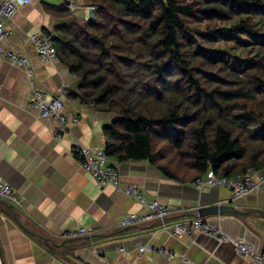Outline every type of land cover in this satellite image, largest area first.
<instances>
[{
    "label": "trees",
    "instance_id": "trees-1",
    "mask_svg": "<svg viewBox=\"0 0 264 264\" xmlns=\"http://www.w3.org/2000/svg\"><path fill=\"white\" fill-rule=\"evenodd\" d=\"M80 1L93 20L49 7L53 45L80 104L114 117L110 160L180 183L264 171V0Z\"/></svg>",
    "mask_w": 264,
    "mask_h": 264
},
{
    "label": "crops",
    "instance_id": "crops-1",
    "mask_svg": "<svg viewBox=\"0 0 264 264\" xmlns=\"http://www.w3.org/2000/svg\"><path fill=\"white\" fill-rule=\"evenodd\" d=\"M1 1V0H0ZM71 1V14L84 17L85 4ZM66 0H33L20 7L6 22L11 35L2 43L9 53L28 60L27 69L12 65L0 56V178L9 184L21 201L13 207L22 224L54 242L45 243L26 231L7 213L0 202V264H249L230 243H220L206 234L172 237L162 230L196 217V209L209 205H232L242 212L264 213V188L239 199H232L224 187L198 192L192 183L168 179L148 161L118 163L122 181L139 186L146 202L158 201L171 213L161 221L135 227H121L120 219L145 208L111 187L98 188L83 170L73 152L74 144L100 148L106 144L104 129L114 117L80 104L79 79L57 59L41 61L29 35L43 32L55 35L65 21L49 7H60ZM61 95L67 117H77L61 138L53 135L54 123L29 109L33 91ZM231 238L252 246L257 260L264 264V216L250 214L204 218ZM77 229L87 235L66 239L63 234ZM160 248L138 256L141 246ZM123 248L124 251H120ZM174 253V259L168 257ZM254 259V258H253Z\"/></svg>",
    "mask_w": 264,
    "mask_h": 264
},
{
    "label": "built area",
    "instance_id": "built-area-1",
    "mask_svg": "<svg viewBox=\"0 0 264 264\" xmlns=\"http://www.w3.org/2000/svg\"><path fill=\"white\" fill-rule=\"evenodd\" d=\"M33 0H1L0 1V56L6 59L12 65L27 69L28 75H31L28 60L19 55L6 52L2 48V43L11 35L10 30L6 27V22L13 18L20 7L28 5ZM70 11L75 9L71 1L63 4ZM87 20V16L83 17ZM55 35H48L43 32H36L28 36L27 41L31 43L37 51L41 61H53L57 59L56 49L53 45ZM60 95L51 96L47 93L35 89L29 102V109L38 113L42 119L51 120L54 123L53 135L56 138H61L68 132L70 127L78 123L77 117H67L64 111V105ZM107 143L100 148H83L78 144H74L73 152L76 158L81 162V166L95 181L98 188L111 187L117 192L123 193L135 203L145 208L142 213H129L124 215L119 225L129 228L149 223L152 221L164 220L172 212L170 207L160 204L154 200L146 202L143 190L136 185L122 181L118 171L109 167L110 156L106 150ZM192 186L196 191L202 192L215 186L224 187L231 193L232 199H239L251 193H258L264 188V171L251 170L247 174L235 177H217L211 169L203 178L196 179ZM0 200L4 201L13 207L20 208L21 201L16 196L12 187L0 178ZM162 230L167 232L172 237L191 236L193 234H206L215 238L220 243H230L236 253L240 257L246 259L249 264H255L257 257L252 249V246L231 238L224 233L220 228L211 225L204 218H194L185 220L173 225H163ZM88 230L77 229L68 231L63 234L66 239H75L87 235ZM120 251H124L123 248ZM138 256L146 252H163L160 248L150 246H141L137 248ZM174 253H168L170 259L175 258ZM254 258V259H253Z\"/></svg>",
    "mask_w": 264,
    "mask_h": 264
},
{
    "label": "water",
    "instance_id": "water-1",
    "mask_svg": "<svg viewBox=\"0 0 264 264\" xmlns=\"http://www.w3.org/2000/svg\"><path fill=\"white\" fill-rule=\"evenodd\" d=\"M94 10H95L94 7H91V6L86 7L87 20H93ZM5 210L18 223V225L24 231H26L27 233H29L30 235H32L38 239H41L45 243H50L53 247L57 246L54 244V242L52 240L45 238L42 235L27 229L22 224V222L20 221V219L18 218V216L16 215V213L14 212V210L12 208L5 207ZM250 214H259V215L264 216V213L261 211L252 210V211L242 212V211H239L238 209H236L232 205H217L216 204V205L202 206V207H198L196 209V217L197 218H209V217H213V216H224V215H237L239 217H242V216H247Z\"/></svg>",
    "mask_w": 264,
    "mask_h": 264
},
{
    "label": "bare ground",
    "instance_id": "bare-ground-1",
    "mask_svg": "<svg viewBox=\"0 0 264 264\" xmlns=\"http://www.w3.org/2000/svg\"><path fill=\"white\" fill-rule=\"evenodd\" d=\"M69 132V131H68Z\"/></svg>",
    "mask_w": 264,
    "mask_h": 264
}]
</instances>
